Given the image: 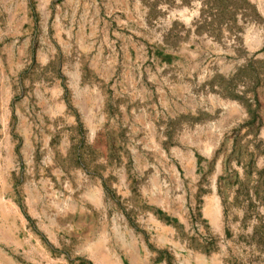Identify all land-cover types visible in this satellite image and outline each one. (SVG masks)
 I'll return each mask as SVG.
<instances>
[{
    "label": "rangeland",
    "instance_id": "1",
    "mask_svg": "<svg viewBox=\"0 0 264 264\" xmlns=\"http://www.w3.org/2000/svg\"><path fill=\"white\" fill-rule=\"evenodd\" d=\"M0 264H264V0H0Z\"/></svg>",
    "mask_w": 264,
    "mask_h": 264
}]
</instances>
